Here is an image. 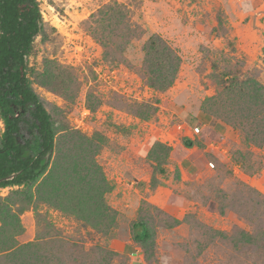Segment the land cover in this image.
<instances>
[{
	"label": "rangeland",
	"instance_id": "1",
	"mask_svg": "<svg viewBox=\"0 0 264 264\" xmlns=\"http://www.w3.org/2000/svg\"><path fill=\"white\" fill-rule=\"evenodd\" d=\"M38 1L46 33L28 58L32 86L65 151L83 139L65 130L99 146L112 211L90 224L44 200L64 168L54 156L47 180L0 189L18 217L0 229V264L18 263L6 249L29 242L28 256L62 261L51 264H264V101L251 92L264 85V0ZM153 36L180 59L164 90L148 83ZM3 131L0 118V144Z\"/></svg>",
	"mask_w": 264,
	"mask_h": 264
},
{
	"label": "trees",
	"instance_id": "2",
	"mask_svg": "<svg viewBox=\"0 0 264 264\" xmlns=\"http://www.w3.org/2000/svg\"><path fill=\"white\" fill-rule=\"evenodd\" d=\"M45 33V22L38 0H0V118L4 123L0 144V189L19 187L22 191H27L40 180H47L46 175L54 156H58L57 164L64 162V168L57 173L59 177L55 181L56 185H52L55 191L48 193L47 198L44 196V200L62 202L67 211L78 214L91 224L94 213H101L104 217L112 211L105 201V194L112 187L96 161L99 146H94L92 139L80 132L65 130V138L71 141L83 136L79 147L74 146L65 151L57 140L58 131L51 113L32 86L28 58L34 51L36 38ZM146 49L149 85L159 90L172 86L180 66L179 56L159 36L151 37ZM252 84L251 92L255 93V100L264 101V85L256 80ZM259 131V128L254 129L253 140H258L262 135L256 134ZM188 142L189 145L193 144L191 140ZM159 145L165 148L166 157L170 148L158 143ZM155 150L153 148L150 153ZM88 157L93 162L92 166L80 167L79 162L88 161ZM159 170L166 173L164 168L159 167ZM152 180L156 181V177ZM82 184L84 186L81 187ZM18 192L17 190L16 193ZM39 193L44 192L40 190ZM26 195L29 199L32 196L28 193ZM8 200L6 198L4 203L0 200V229L8 227L9 222L5 217L11 216L18 220L8 209L11 206ZM67 203L70 208L66 206ZM242 234L246 241H251L250 234ZM133 236L140 243L147 242L151 238L148 224L143 220L134 222ZM34 246L32 242L21 246L15 243L6 251L12 253V256L20 254L24 257L17 260L19 262L16 264L62 262L59 258L44 262L35 253L28 256ZM63 262L62 264L66 263Z\"/></svg>",
	"mask_w": 264,
	"mask_h": 264
}]
</instances>
